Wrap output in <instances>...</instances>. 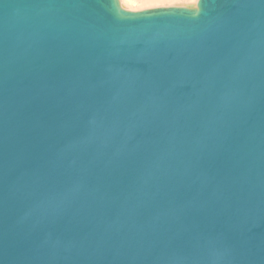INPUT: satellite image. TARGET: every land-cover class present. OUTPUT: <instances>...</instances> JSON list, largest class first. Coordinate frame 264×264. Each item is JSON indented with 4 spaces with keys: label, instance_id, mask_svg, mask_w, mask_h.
Masks as SVG:
<instances>
[{
    "label": "water",
    "instance_id": "water-1",
    "mask_svg": "<svg viewBox=\"0 0 264 264\" xmlns=\"http://www.w3.org/2000/svg\"><path fill=\"white\" fill-rule=\"evenodd\" d=\"M0 264H264V0H0Z\"/></svg>",
    "mask_w": 264,
    "mask_h": 264
},
{
    "label": "rangeland",
    "instance_id": "rangeland-1",
    "mask_svg": "<svg viewBox=\"0 0 264 264\" xmlns=\"http://www.w3.org/2000/svg\"><path fill=\"white\" fill-rule=\"evenodd\" d=\"M136 2V4L138 3V5L135 6V11H140L141 10H146V9H151V8H158V7H187V8H195V0H165V1H157V0H149L150 3H147V0H134ZM156 1V3H155ZM163 4V5H162ZM139 6V7H138ZM127 7V6H126ZM134 9V7H133ZM132 10V9H131ZM134 11V10H132Z\"/></svg>",
    "mask_w": 264,
    "mask_h": 264
},
{
    "label": "bare ground",
    "instance_id": "bare-ground-1",
    "mask_svg": "<svg viewBox=\"0 0 264 264\" xmlns=\"http://www.w3.org/2000/svg\"><path fill=\"white\" fill-rule=\"evenodd\" d=\"M157 1H159L160 2V0H157ZM162 1V0H161ZM163 1H165V0H163ZM167 1V0H166ZM191 1V0H190ZM118 2H119V5L121 6V8L122 9H124L125 11H130V12H138V11H135V6L136 5H138V3L136 4V2L134 1V0H118ZM150 3V1L149 0H147V3ZM152 2H153V0H152ZM195 2L197 3V0H195ZM154 3V2H153ZM155 3H156V1H155ZM196 3H195V5H196ZM163 5V4H162ZM127 6V7H126ZM133 7H134V9H133ZM139 7V6H138ZM174 7V6H173ZM194 7V6H193ZM192 7V8H193ZM158 8H161V7H158ZM162 8H165V7H162ZM192 8H189V9H192ZM196 8V7H195ZM134 10V11H132V10ZM151 9H155V8H151ZM146 10H150V9H146ZM140 11H142L141 9H140Z\"/></svg>",
    "mask_w": 264,
    "mask_h": 264
}]
</instances>
